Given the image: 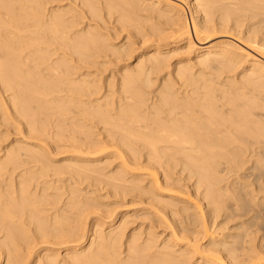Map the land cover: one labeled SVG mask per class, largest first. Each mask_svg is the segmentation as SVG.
Listing matches in <instances>:
<instances>
[{"label":"bare ground","instance_id":"6f19581e","mask_svg":"<svg viewBox=\"0 0 264 264\" xmlns=\"http://www.w3.org/2000/svg\"><path fill=\"white\" fill-rule=\"evenodd\" d=\"M0 264H264V0H0Z\"/></svg>","mask_w":264,"mask_h":264},{"label":"rangeland","instance_id":"374dc122","mask_svg":"<svg viewBox=\"0 0 264 264\" xmlns=\"http://www.w3.org/2000/svg\"><path fill=\"white\" fill-rule=\"evenodd\" d=\"M65 2H66V1H65ZM65 2H64V3H65ZM132 208H133V207H132V205H131V207H129V209H132ZM123 209L126 210L127 208L124 207V208H122V209H120V210L118 209V210H119V211H124ZM131 214H132V212H131Z\"/></svg>","mask_w":264,"mask_h":264}]
</instances>
